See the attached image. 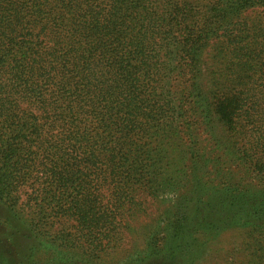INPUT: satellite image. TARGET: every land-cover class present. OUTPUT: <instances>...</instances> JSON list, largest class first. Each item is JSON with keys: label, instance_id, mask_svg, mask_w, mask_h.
I'll list each match as a JSON object with an SVG mask.
<instances>
[{"label": "trees", "instance_id": "16d2710c", "mask_svg": "<svg viewBox=\"0 0 264 264\" xmlns=\"http://www.w3.org/2000/svg\"><path fill=\"white\" fill-rule=\"evenodd\" d=\"M192 180L165 255L239 229L264 264V0H0V202L24 193L30 230L70 221L61 245L95 259L139 187Z\"/></svg>", "mask_w": 264, "mask_h": 264}, {"label": "rangeland", "instance_id": "374dc122", "mask_svg": "<svg viewBox=\"0 0 264 264\" xmlns=\"http://www.w3.org/2000/svg\"><path fill=\"white\" fill-rule=\"evenodd\" d=\"M256 12H260V8L253 14ZM212 116L218 118L217 113ZM210 126L216 135L210 136L208 129L203 130L206 126L198 124L199 139L207 150L219 152L216 148L219 140L228 146L226 137H230L228 142H233L234 133L227 136L220 122L215 120ZM234 142L235 147L229 150L238 151L244 141L235 138ZM235 170L241 174L245 168ZM252 176L254 178V174ZM201 182L214 187L209 178H202ZM160 187L155 194L146 193L140 187L134 192V198L122 209L123 224L117 244L106 248L95 259L87 256L86 249L83 250L80 244L61 245V236H74L69 232L70 221L64 226L43 221L38 224L40 230H30L27 222L33 215L24 193L14 205L0 202V264H193L187 257L181 261L182 258L171 259L165 255L171 249L166 245L164 231L169 215L181 208V204H187L186 196H192L193 180L177 189H170L167 185ZM246 235L243 230H227L208 245H195L187 251L196 257L194 264H248L252 259L251 250L245 244Z\"/></svg>", "mask_w": 264, "mask_h": 264}]
</instances>
